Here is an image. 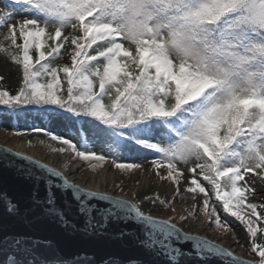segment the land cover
Wrapping results in <instances>:
<instances>
[{
	"label": "snow or ice",
	"instance_id": "snow-or-ice-1",
	"mask_svg": "<svg viewBox=\"0 0 264 264\" xmlns=\"http://www.w3.org/2000/svg\"><path fill=\"white\" fill-rule=\"evenodd\" d=\"M0 57L18 74L14 90L0 87V106H34L86 125L107 145L105 155L87 137L33 129L62 145L52 151L82 162L74 171L86 165L98 174L111 159L122 173L139 172L171 193L129 196L123 180L114 183L120 194L92 190L11 153L40 170L26 176L32 187L23 208L7 200L13 220L32 228L43 219L76 243L139 255L69 259L51 238L4 227L0 264H264V201L254 200L264 185V0H0ZM121 151L155 159L147 167L117 163ZM189 194L178 221L153 214L177 213V198ZM188 221L243 247L238 222L251 258L180 226ZM130 222L135 231L126 230ZM182 242H191L187 251Z\"/></svg>",
	"mask_w": 264,
	"mask_h": 264
},
{
	"label": "water",
	"instance_id": "water-1",
	"mask_svg": "<svg viewBox=\"0 0 264 264\" xmlns=\"http://www.w3.org/2000/svg\"><path fill=\"white\" fill-rule=\"evenodd\" d=\"M3 149H10L11 152H4ZM15 152L18 151L0 144V229L6 227L8 231L27 232L37 239L45 237L51 238L56 243H58L59 248L62 250L63 254L69 259L74 258L76 255H87L93 257L95 261L99 262L101 257L106 258L109 254L121 258L139 255L137 250L127 246L121 247L112 244L86 245L76 243L74 241L73 234L64 235L55 225H52L49 222L44 221L43 219L41 220L38 227L32 228L19 223L17 220H13L6 213L7 200L17 202L20 204L21 208H23L28 198L29 191L32 187V182L28 180L26 176L28 173L36 175L40 172V170L37 169L35 165L30 164L28 161L22 160L21 158L15 157L11 154ZM50 179L53 184L60 183V181L55 177H50ZM65 199H71L70 190L68 197H65ZM180 226L185 230L198 232L185 224H180ZM121 227L125 226L121 225ZM126 230L135 231V222H130L126 227ZM190 246L191 242L184 243V250L187 251ZM214 264H221V262L217 260L214 261Z\"/></svg>",
	"mask_w": 264,
	"mask_h": 264
},
{
	"label": "rangeland",
	"instance_id": "rangeland-1",
	"mask_svg": "<svg viewBox=\"0 0 264 264\" xmlns=\"http://www.w3.org/2000/svg\"><path fill=\"white\" fill-rule=\"evenodd\" d=\"M0 76H3L5 79L3 81H1V84L6 86V87H16L17 86V79H18V74L17 72L9 65V63H6L2 57H0ZM0 118H2V123L4 126L0 127V130L1 129H6V124L8 123V119L2 115H0ZM49 126L50 127H53V128H58V129H61L62 132L64 131H67V129L73 127L71 125H69L67 122L65 121H62V120H59L57 118H53L52 116L49 117ZM79 126V123H77L75 125V127H73L74 129L75 128H78ZM7 130V129H6ZM10 134L14 135V136H22V137H29L30 138V141H29V144H28V150L32 149V148H35L34 145L35 143H33V139H41V140H49V139H44V138H38V137H35V135L33 134V132H31L30 130L29 131H25V132H21V135H15L13 132H10ZM61 135H57V136H61L63 137V133H60ZM4 136V139L0 138V144H3L6 146V144H9V141L7 140L8 139V135L7 133L3 135ZM1 137V136H0ZM51 141V140H49ZM53 142V141H52ZM55 144H57V142H54ZM41 144V143H40ZM32 146V148H30ZM62 145L61 144H57V147L56 148H59L61 147ZM57 156H60L61 158L65 159L64 161V165H58L59 164V161L57 160L56 162V166H63L66 169H69V168H72L74 166H76L75 168H79L82 166V162L76 160V161H73L71 159L72 157V153L70 152H66V153H59V152H56ZM141 164H144L145 167H147V163H141ZM107 166L108 168V172H107V176H108V183L106 184L105 186V190H110V191H113L115 193H119V190L115 189L114 188V183H118L120 180H123L124 181V194L126 195H131V193L134 191V185H136V181L138 179H136V175L139 173V172H135L133 174H126V173H122L119 169L115 168L112 163H111V160H109L107 163H105L104 167ZM101 171V170H100ZM99 171V173H100ZM94 175L96 176L97 174L96 173H93L92 171H90L88 169V167L86 165L83 166V170L82 171H74L73 172V177H75V180L77 181V183H88L92 178L94 177ZM256 192H257V195L254 197V200H259L261 198H264V185H261V184H258L257 187H256ZM120 194V193H119ZM145 195V194H144ZM143 196V195H142ZM191 204V198H190V194L184 199V200H180L179 198H177V201H176V208H177V213H172V212H164V211H161V212H153L154 215H162V216H169V215H175L177 216V220H178V214L181 213V210L183 208H186L188 206H190ZM145 209H148L150 207L149 204H145L144 205ZM187 226H189V223L188 222H185L183 223ZM190 227V226H189ZM222 230H215L212 226L208 225V224H205L203 227H202V234H208V235H213L215 237V239L220 242H223L225 244H228L227 246H230V242L232 241V238L231 237H227V238H223V239H220V232ZM236 235H237V238L239 240V244L240 245H243V247H240L237 245L236 243V250L241 254L243 255V257H246V258H251L248 256V253H247V237H246V234L244 233V231L241 229H238L236 230Z\"/></svg>",
	"mask_w": 264,
	"mask_h": 264
},
{
	"label": "bare ground",
	"instance_id": "bare-ground-1",
	"mask_svg": "<svg viewBox=\"0 0 264 264\" xmlns=\"http://www.w3.org/2000/svg\"><path fill=\"white\" fill-rule=\"evenodd\" d=\"M8 135V141L9 144H6L7 147L16 150L22 154L28 155L30 157H33L36 160L41 161V163L47 164L49 167H53L56 168L58 171H61L64 173V175L69 179V181L77 183V181L75 180V177H73V172L76 169L74 167L66 169L62 166H58V165H64V161L65 159L61 158L60 156H57L56 152L52 151L53 148L57 147V144H55L52 141L49 140H41V139H33V143H35L34 147L32 148V146L30 148V150H28V144L30 141L29 137H22V136H14L12 134L9 133L8 130L6 129H1L0 130V138L4 139V134ZM40 141H43V143L40 144ZM1 142V141H0ZM31 142V141H30ZM57 160L59 161V164L56 166V162ZM108 168L107 166H105L103 168V170L100 171V173H98L96 176L94 175V177L90 178L91 180L88 183H77L82 187H86V188H90V189H95V190H104V191H109V192H113L110 190H105V186L108 183L107 179H108ZM136 179H138L140 181V187H137V184L134 185V190L139 192V194L142 196L144 194H151L152 191H159L160 194L162 196L164 195H168L169 197L171 196V193L169 192V190L167 189V187L165 188H159L157 185L151 183L150 178L147 177L146 175H142L141 173H138L136 175ZM119 194V193H116ZM190 228L200 232L202 234V225L198 222L193 223L191 221H188ZM205 236H207L208 238L212 239V240H216L215 237L213 235H206L203 234ZM219 243L224 244L225 246H227L228 244H225L223 242L218 241V239L216 240ZM230 247L237 255H241L237 250H236V242L234 240H232L229 244ZM243 256V255H241Z\"/></svg>",
	"mask_w": 264,
	"mask_h": 264
},
{
	"label": "trees",
	"instance_id": "trees-1",
	"mask_svg": "<svg viewBox=\"0 0 264 264\" xmlns=\"http://www.w3.org/2000/svg\"><path fill=\"white\" fill-rule=\"evenodd\" d=\"M65 61H57V63H64ZM12 68L13 66L9 64ZM14 69V68H13ZM0 87L7 88L12 91L15 89L6 87L1 84ZM30 112V116H27V113ZM0 115L6 116L8 118V128L13 132H21L24 130H30L36 137L47 138L43 132L37 133L34 132L33 129L40 128L44 131L53 133V131L49 128L48 118L50 115L48 113L42 112L39 109L33 107H26L25 109L17 110L13 112L12 110L7 109L6 106H0ZM2 120L0 119V126H2ZM59 129H56L55 132H59ZM79 133V137L78 134ZM63 137L72 139L76 141L78 138L83 140L84 137H87L89 141V146L93 147L97 152H103L105 155L109 154V150L107 145L103 142L102 138H98L93 132L89 130H78L76 131L74 128H69L64 132ZM155 159V157L150 153L138 154L135 151H121L117 153L116 162L117 163H143L147 161H151ZM264 201V198L259 200H255V202L259 203ZM235 218L229 217V220H234ZM237 224H233L235 230L241 229L242 227L237 226Z\"/></svg>",
	"mask_w": 264,
	"mask_h": 264
}]
</instances>
